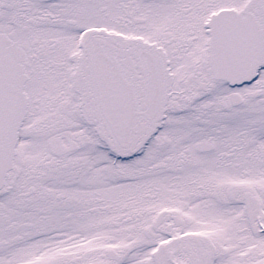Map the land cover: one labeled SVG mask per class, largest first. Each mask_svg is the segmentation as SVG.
<instances>
[{
    "label": "snow or ice",
    "instance_id": "6c2138e0",
    "mask_svg": "<svg viewBox=\"0 0 264 264\" xmlns=\"http://www.w3.org/2000/svg\"><path fill=\"white\" fill-rule=\"evenodd\" d=\"M0 264H264V0H0Z\"/></svg>",
    "mask_w": 264,
    "mask_h": 264
}]
</instances>
